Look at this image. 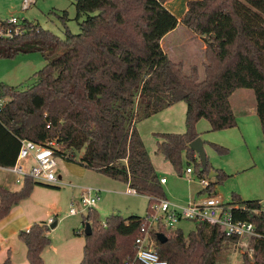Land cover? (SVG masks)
<instances>
[{
	"label": "trees",
	"instance_id": "obj_1",
	"mask_svg": "<svg viewBox=\"0 0 264 264\" xmlns=\"http://www.w3.org/2000/svg\"><path fill=\"white\" fill-rule=\"evenodd\" d=\"M170 1L75 0L78 34L66 28L62 40L24 20L19 35L0 38V58L41 53L46 60L28 88L0 85V100L9 98L0 111V168L16 164L24 140L42 146L54 142L56 157L123 182L149 199L146 217L133 215L125 221L112 215L106 227L97 221L96 210H89L92 235L85 236L80 264H134L136 240L148 228L152 205L163 198L139 122L177 103L187 105L185 133L161 134L156 151L180 172L184 155L196 160L189 147L199 138L196 124L205 119L213 131L236 127L230 98L246 89L254 92L264 138V0H192L181 20L166 7ZM67 18L65 12L63 20ZM178 25L200 36L206 46L203 79L198 68L187 74L162 48L164 37ZM199 167L200 178L213 172L208 161L206 168L201 162ZM220 181L210 182L200 194H212ZM35 186L26 179L18 192L0 187V221L29 198ZM258 202L236 197L233 205L254 209ZM236 217L253 223L263 235L252 239L251 255L244 254L242 264H264V217L251 212ZM49 231L46 223L20 231L30 264H45L42 253L51 244ZM157 233L168 241L161 244ZM152 235L168 264H221V254L237 243L207 224L197 225L187 236L181 229L160 226Z\"/></svg>",
	"mask_w": 264,
	"mask_h": 264
},
{
	"label": "rangeland",
	"instance_id": "obj_2",
	"mask_svg": "<svg viewBox=\"0 0 264 264\" xmlns=\"http://www.w3.org/2000/svg\"><path fill=\"white\" fill-rule=\"evenodd\" d=\"M172 1V0H171ZM182 2L181 9L183 5ZM75 0H39L28 10L22 9L23 0H0V19L8 20L17 17L20 21L37 23L45 30H49L60 39H65L66 28L73 34L80 32L79 23L76 21ZM169 3V2H168ZM67 12L68 18L64 21L63 15ZM174 40L175 47L171 49L169 58L179 59L184 66V71L189 74L192 67L199 70L200 78H204V63L206 58L202 54L204 44L200 36L179 25L176 32L167 41ZM46 65V60L41 53L19 54L14 58H0V85L8 87L28 88L34 82V76ZM246 91V90H245ZM247 96L243 90L238 91L230 98V103L237 118V126L222 131H213L209 121L202 119L196 124L199 138L204 142L207 161L213 172L217 171L219 177L205 178L211 183H217L212 196L219 197L225 204H234V199L239 197L242 201H264V138L261 123L256 111V98L252 90ZM5 98L4 101H8ZM186 104L180 102L167 112H160L155 116L138 123L137 129L149 152L153 164L159 169V174L164 176L169 184L162 188V197L170 203L179 206L187 205L191 200H199L209 195L208 192L200 194L204 190L199 173L200 159L196 155L195 161H189L184 155L181 171L175 168L157 154V144L162 142L161 134H183L186 131ZM215 145L221 148L218 150ZM81 154H77V161ZM58 173L63 174L66 183L70 187H48L56 191L47 200L57 205L56 214L52 216L57 226L52 230V223H48L51 244L57 248L53 254L54 259L83 258L85 245V225L89 219V211H81L79 198L83 187L97 188L103 191L101 201L95 208L97 221L106 223L108 217L125 214L146 217L150 207L149 199L133 193H128V188L123 182L111 179L101 173L88 170L78 163H70L63 158L57 157ZM68 170L67 176L64 173ZM192 168L194 173L186 174L187 169ZM61 171V172H59ZM84 173V174H83ZM180 173V174H179ZM73 174V175H72ZM9 175V174H8ZM7 177L6 174L3 175ZM11 177V176H10ZM67 177V178H65ZM13 180V177L10 178ZM15 187L20 184L15 182ZM42 186V185H39ZM57 192H59L57 194ZM39 198V196L37 197ZM36 199V198H35ZM162 199V198H160ZM46 198H42L34 210L38 218H44L47 212ZM73 204L80 212L70 215V205ZM156 204L152 206L155 207ZM30 210L29 206H25ZM43 220V219H40ZM17 222L11 224L16 225ZM13 228L8 226L6 239L13 240ZM187 236L194 232L197 224L184 221L177 225ZM72 238V242L70 239ZM251 238L237 240L230 249L224 251L219 258L221 264H242L244 254L251 255ZM51 252V250L49 249ZM74 261V262H75ZM134 263V260H133Z\"/></svg>",
	"mask_w": 264,
	"mask_h": 264
},
{
	"label": "built area",
	"instance_id": "obj_3",
	"mask_svg": "<svg viewBox=\"0 0 264 264\" xmlns=\"http://www.w3.org/2000/svg\"><path fill=\"white\" fill-rule=\"evenodd\" d=\"M39 0H23L22 9L28 10L36 5ZM21 24L17 17H11L8 20L0 19V38L12 39L21 33ZM6 101L0 100V111ZM55 143L48 146L36 144L30 140L22 141L21 149L16 164L11 168H3L15 177L17 184L23 185L26 179H29L37 185L48 187L72 186L64 184L59 180L57 157L54 151ZM192 168H188L186 174L192 175ZM161 185L167 182L166 178L160 179ZM204 190L209 188L210 182L206 178L201 179ZM83 192L79 198L81 211H89L97 208L102 198V190L97 188L83 187ZM135 191L128 190V193ZM152 206L153 215L148 221V228L143 230L142 235L136 240L137 252L134 258V264H168L163 260L156 250V243L153 239L152 231L159 226L166 231H176L177 225L184 221L194 222L197 225L207 224L209 226L219 227L228 238L237 240L251 238L261 239V235L253 223L240 220L237 214L251 212L252 214L264 217V201H259L257 207L250 209L246 205L225 204L217 196L209 194L199 200H191L187 205L179 206L170 203L167 199H158ZM80 211L73 205H70V215H77ZM49 223H53L50 220ZM106 227L105 223L103 224Z\"/></svg>",
	"mask_w": 264,
	"mask_h": 264
},
{
	"label": "crops",
	"instance_id": "obj_4",
	"mask_svg": "<svg viewBox=\"0 0 264 264\" xmlns=\"http://www.w3.org/2000/svg\"><path fill=\"white\" fill-rule=\"evenodd\" d=\"M189 1H192V0L183 1L182 9L180 7L182 2L179 0L170 1L169 3L166 4V7L179 20H181L188 11L187 3ZM177 28L174 31L170 32L168 35H166L164 37V39L162 40L161 45H162L164 52L167 55H169L170 49L172 51V49L175 47L174 40H172V41H167V40L169 39V37L171 35H173L176 32ZM201 49H202V54L205 58V50H206L205 44L202 45ZM171 54L174 55L173 51L171 52ZM174 62L179 63L182 61L177 59V60H174ZM241 90L246 92L245 94L247 96H250V93H249L250 91H248L246 89H241ZM241 90H237L236 92H234V94L232 96H234L238 91H241ZM173 107L174 106L165 109L164 111H162V113L171 110ZM186 115H187V105H186ZM154 168L157 171L160 179L165 178L164 176H161L159 174V169L155 165H154ZM66 170H67V168H66ZM59 172H61V171H59ZM67 173H68V170L64 173V175L67 176ZM211 173H213V172H211ZM211 173H210V175H211ZM4 174H6L7 177H4L3 176ZM10 176L13 177V180L10 179L11 178ZM188 176H190V175H188ZM58 177H59V180L61 182H63L64 184H68L64 180L63 174L59 173ZM67 177H65V178H67ZM168 184H169V181L167 180V182L162 186L166 187ZM15 185L16 184H15L14 175H12L10 172L6 171L3 168H0V187H3V188H5L11 192H18L23 187V185H20V188H16ZM68 187H70V186H68ZM126 187L128 188V190H131V189H129L128 185H126ZM58 188H60V187H58ZM55 192L56 191H54L50 188L48 189V188H45L43 186H35L30 197L21 201L19 204L13 206L9 215L0 221V264H30L28 261V258H27V247L20 240L19 233H20V231H28L35 223H46V225H47L50 222V220H52L51 219L52 216L57 215L56 214L57 213L56 212L57 205L53 204V203L50 204V202L47 200L49 197L52 196V194H56ZM58 193L59 192H57V194ZM102 193H103V191H102ZM133 194H136V193L133 192ZM38 196H39V198H37ZM42 198L43 199L46 198V200L44 202L47 206V212H46V216L44 218H38V216H36V213L34 210L37 208L38 203L41 202L40 200ZM25 206H29L30 210H26ZM40 219H43V220H40ZM14 222H17V224L14 226H11V224ZM53 225L57 226V222L54 221L52 223L51 227ZM8 226H10L11 229H12V227H14L13 228V234H12L13 240L11 238L6 239V237L10 236L7 234ZM53 229L54 228H52V230ZM50 233L51 232H48V236L50 235ZM70 241L72 242V238L70 239ZM85 244H86V239H85ZM84 247H85V245H84ZM49 249L51 250V252L49 251ZM55 253H57V248H54L53 245L48 246L44 250V252L42 253V258H43L44 263L45 264H80L82 259H83V258H79L76 261L73 259H68L67 261L64 259L56 260L53 257V254H55ZM83 253H84V248H83Z\"/></svg>",
	"mask_w": 264,
	"mask_h": 264
},
{
	"label": "water",
	"instance_id": "obj_5",
	"mask_svg": "<svg viewBox=\"0 0 264 264\" xmlns=\"http://www.w3.org/2000/svg\"><path fill=\"white\" fill-rule=\"evenodd\" d=\"M204 142L198 138L196 139L195 141H193L191 144H190V149L192 151H194L196 153V155H198L199 159H200V162H201V165L206 168L207 167V155H206V152H205V148H204ZM216 177L217 176V173H211L210 175V178H213V177ZM133 215L132 214H125L123 216V219L125 221L129 220V218H131ZM56 225H53L52 228H55ZM92 235V228H91V224L90 223H87L86 224V227H85V236H91ZM157 239L158 241L161 243V244H165L167 241H168V237L164 234V233H157Z\"/></svg>",
	"mask_w": 264,
	"mask_h": 264
}]
</instances>
